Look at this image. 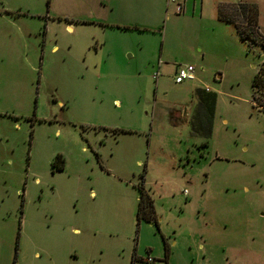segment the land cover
I'll list each match as a JSON object with an SVG mask.
<instances>
[{"label":"rangeland","instance_id":"rangeland-1","mask_svg":"<svg viewBox=\"0 0 264 264\" xmlns=\"http://www.w3.org/2000/svg\"><path fill=\"white\" fill-rule=\"evenodd\" d=\"M263 61L264 0H0V264H264Z\"/></svg>","mask_w":264,"mask_h":264},{"label":"trees","instance_id":"trees-1","mask_svg":"<svg viewBox=\"0 0 264 264\" xmlns=\"http://www.w3.org/2000/svg\"><path fill=\"white\" fill-rule=\"evenodd\" d=\"M249 24H251L249 22ZM238 31L240 32L243 38L249 37L251 40H256L260 37V33L257 32V35H250V31H244L240 28L239 24H237ZM252 87L254 89L253 101L255 106L259 108L260 111L264 113V61L261 63L257 73L254 76L252 81ZM137 218L138 220H146L148 222H152L155 220L156 224H158L156 212L154 209V201L150 198V196L145 192L141 191L140 196L138 197V207H137ZM133 261L136 260V256L132 258Z\"/></svg>","mask_w":264,"mask_h":264},{"label":"built area","instance_id":"built-area-1","mask_svg":"<svg viewBox=\"0 0 264 264\" xmlns=\"http://www.w3.org/2000/svg\"><path fill=\"white\" fill-rule=\"evenodd\" d=\"M168 1L177 2V0H168ZM176 12L177 13L181 12V4L179 2L177 3ZM157 76H158V73H157ZM175 77H176L175 80L178 83L183 82L184 80L195 79L194 67L192 65H184V66L178 65L176 69ZM148 261L151 262L152 260L148 259Z\"/></svg>","mask_w":264,"mask_h":264},{"label":"crops","instance_id":"crops-1","mask_svg":"<svg viewBox=\"0 0 264 264\" xmlns=\"http://www.w3.org/2000/svg\"><path fill=\"white\" fill-rule=\"evenodd\" d=\"M178 66V65H177ZM176 69H177V67H176Z\"/></svg>","mask_w":264,"mask_h":264}]
</instances>
